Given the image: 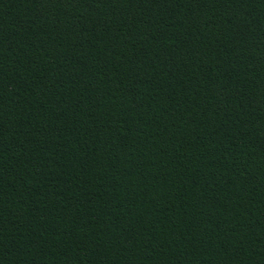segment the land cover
Masks as SVG:
<instances>
[{"label": "trees", "instance_id": "16d2710c", "mask_svg": "<svg viewBox=\"0 0 264 264\" xmlns=\"http://www.w3.org/2000/svg\"><path fill=\"white\" fill-rule=\"evenodd\" d=\"M0 264H264V0H0Z\"/></svg>", "mask_w": 264, "mask_h": 264}]
</instances>
